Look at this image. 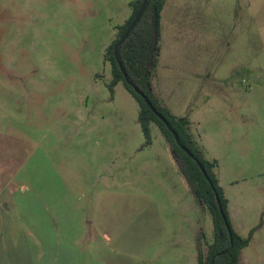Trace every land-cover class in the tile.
Returning a JSON list of instances; mask_svg holds the SVG:
<instances>
[{"label":"rangeland","instance_id":"374dc122","mask_svg":"<svg viewBox=\"0 0 264 264\" xmlns=\"http://www.w3.org/2000/svg\"><path fill=\"white\" fill-rule=\"evenodd\" d=\"M131 1L0 0L6 259L198 264L199 234L214 238L158 127L146 145L137 101L122 83L109 88L107 52ZM178 1L201 84L183 85L187 101L171 105L200 118L191 131L219 164L235 231L250 239L241 264H264V0ZM11 223L22 231L16 247Z\"/></svg>","mask_w":264,"mask_h":264},{"label":"trees","instance_id":"16d2710c","mask_svg":"<svg viewBox=\"0 0 264 264\" xmlns=\"http://www.w3.org/2000/svg\"><path fill=\"white\" fill-rule=\"evenodd\" d=\"M143 1L135 0L130 3L133 13L127 23L119 29L116 40L108 49L107 60L110 63L112 75L109 88L113 91L119 83H122L133 96L139 105L138 123L145 137L146 145L151 144V127L155 125L170 149L175 153V161L195 196L196 202L209 212L213 223L214 238L212 242H207L205 234H199L196 248L198 264H241V252L249 246L250 239L239 235L231 223L229 201L220 185L217 160L208 159L205 156L191 132L190 121L187 118H178L173 115L169 108L159 101L153 90L152 79L159 56V47L157 46L156 52L152 56L151 18L152 11L156 8L159 37V17L164 0H149L135 29L121 43L140 11ZM117 46H119L118 58L128 82L115 57L114 49ZM134 88L138 89L141 94L138 95ZM141 95H144L153 105L155 111L164 117L171 130L147 106ZM172 132L177 135L179 144L175 141ZM182 148L187 149L193 157L186 154ZM199 165L204 167L207 178L201 172Z\"/></svg>","mask_w":264,"mask_h":264},{"label":"crops","instance_id":"0c3cea01","mask_svg":"<svg viewBox=\"0 0 264 264\" xmlns=\"http://www.w3.org/2000/svg\"><path fill=\"white\" fill-rule=\"evenodd\" d=\"M178 2V0H164V6L159 17V56L153 73L152 86L159 101L168 107L173 115L178 118H184L182 115L176 113L174 109L175 106L171 105V102L174 104V102L178 101L179 103L184 104L187 101L188 90L186 89L183 91L181 89L183 85H186V88L189 86L195 88L193 92H196L200 87L201 79L200 73L195 71V67H199V65L193 61L191 55L186 50L189 39L188 26H186L185 34L183 29L184 15L176 9V4H178ZM176 31H178V33H176ZM172 95H175L173 99ZM206 118H209V116L206 115ZM187 119L191 123V128L194 127L198 132L201 130L200 128L202 124L200 123L198 115L191 112L188 114ZM194 137L196 138L197 136L194 135ZM198 138L202 141L200 133ZM197 142L207 157L206 149L200 141ZM6 233L8 237L7 239H11L10 241L13 247L18 246L19 244L16 238L21 236L22 231L20 230V227L15 223L8 224L6 227ZM38 263V260L34 261L32 257H29L25 253L15 254L8 259L0 256V264Z\"/></svg>","mask_w":264,"mask_h":264},{"label":"water","instance_id":"95a60500","mask_svg":"<svg viewBox=\"0 0 264 264\" xmlns=\"http://www.w3.org/2000/svg\"><path fill=\"white\" fill-rule=\"evenodd\" d=\"M148 2H149V0H144V1H143V3H142V7H141L140 11H139L138 14L136 15V17H135V19H134L132 25L130 26V28H129L128 31L126 32V34H125V36L123 37L121 43H123V42H124L129 36H130V34L133 32V30L135 29V27H136L138 21L140 20V18H141V16H142V14H143V12H144V10H145V8H146ZM151 29H152V35H151L152 49H151V54H152V56H153L154 53L156 52V49H157V46H158V12H157V9H156V8H154L153 11H152ZM118 47H119V46H117V47L114 49L115 57H116V60H117V62H118V64H119V66H120V69H121V71H122V73H123V75H124V77H125V79H126V81H127V77H126L125 71H124L123 67L121 66L120 61H119V58H118ZM127 82H128V81H127ZM134 90H135V92H136L138 95L141 94V93L139 92L138 89L134 88ZM141 96H142L143 99L145 100L147 106H148V107H149V108H150V109L156 114V116H157L162 122L165 123V125L167 126V128H168L169 130H171V129H170V126L168 125V123H167V121L164 119V117H163L161 114H158V113L155 111L153 105L148 101V99H147L144 95H141ZM172 134H173V137H174L175 141L179 144V140H178V137H177V135L175 134V132H172ZM182 149H183V151H184L186 154H188L190 157H193V156L189 153V151H188L187 149H184V148H182ZM173 157H174V159H175V153H174V152H173ZM199 167H200L201 172H202V173L204 174V176L207 178V173H206V171L204 170V167H203L202 165H199ZM216 198H217V201H218V204H219L220 201H219L218 196H217ZM222 216H223V218H224V215H223V214H222ZM224 219H225V218H224Z\"/></svg>","mask_w":264,"mask_h":264}]
</instances>
